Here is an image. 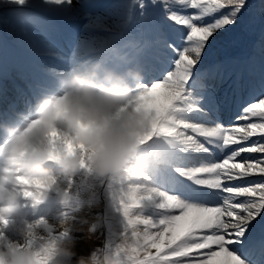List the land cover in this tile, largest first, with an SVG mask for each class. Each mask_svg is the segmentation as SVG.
Returning <instances> with one entry per match:
<instances>
[{
    "label": "snow or ice",
    "instance_id": "snow-or-ice-1",
    "mask_svg": "<svg viewBox=\"0 0 264 264\" xmlns=\"http://www.w3.org/2000/svg\"><path fill=\"white\" fill-rule=\"evenodd\" d=\"M13 2L25 5V0ZM77 3L88 35L71 51L66 69L96 55H107L120 66L138 62L143 83L152 93L149 103L154 127L137 156L146 176L101 184L108 189L117 212H128L133 203L128 198L129 184H147L157 190L150 198L161 205L156 212L161 218L132 221L144 230L134 264H264V158L241 156L264 154V142L252 141L251 146H241L220 162H213L217 153L230 145L264 138V60L258 83L242 86L237 75L231 96L225 92L219 100L215 85L209 81L223 83L232 76L227 59L201 67L211 48H227L235 42L234 29L250 31V21L242 19L249 9L248 0H151L159 9L152 13L144 0H134L141 19L150 15L157 18L152 51L145 56H141L138 44L118 45L120 36L114 31V27L126 28L131 22L133 5L117 13L114 26L92 14V0H30L29 7L71 20L78 11ZM255 12L264 17V0ZM29 24L48 31L40 17L23 16L22 27ZM260 40L264 53V29ZM125 49L137 51L133 55ZM47 54L56 55L51 50ZM66 69H48L50 79L39 87L52 85L50 72ZM222 109L230 111L236 121L249 122L225 127L220 118ZM253 118L259 122H252ZM173 210L179 214H172ZM152 212L145 217L154 216Z\"/></svg>",
    "mask_w": 264,
    "mask_h": 264
},
{
    "label": "clouds",
    "instance_id": "clouds-1",
    "mask_svg": "<svg viewBox=\"0 0 264 264\" xmlns=\"http://www.w3.org/2000/svg\"><path fill=\"white\" fill-rule=\"evenodd\" d=\"M49 74L52 85L25 110L0 117V264H134L144 230L132 221L151 219L145 217L148 210H161L150 198L157 190L129 184L133 203L128 212H118L122 219L111 229V240L88 256H77L69 234L85 229L74 222L88 225L89 239L99 223L72 214L80 205L73 209L70 188L80 173L100 184L146 176L137 156L154 117L142 66H120L107 55H96ZM50 194L67 209L55 225L43 217L28 222L20 216L24 207L35 209ZM11 224L20 225L19 239L7 236Z\"/></svg>",
    "mask_w": 264,
    "mask_h": 264
},
{
    "label": "bare ground",
    "instance_id": "bare-ground-1",
    "mask_svg": "<svg viewBox=\"0 0 264 264\" xmlns=\"http://www.w3.org/2000/svg\"><path fill=\"white\" fill-rule=\"evenodd\" d=\"M125 1L127 2L128 0H125ZM119 10H121V9L119 8ZM193 11H195V10H191V12H193ZM106 13H108V12H106ZM94 15H100V16H102L104 18L107 17L106 14H105V11L100 12V13H95ZM38 17H40L43 20V22H45L48 25V21H47L48 19H47V17L43 13H41L40 15H38ZM55 18H58V17H55ZM117 20L118 19L113 20V23L116 24ZM85 23H86V21H85ZM75 27L77 28L76 31H78V33H75L74 34L73 40L78 43V41L81 38L87 36L88 33L83 30V25L82 24H76ZM256 28H257V26H256ZM121 29L122 28H115L114 27V31L117 32L118 34H119V31ZM247 33H246V36H245V43H248V47H249L250 46L249 43L251 42V40H254L255 37L252 34V32L249 33V34H247ZM33 35L35 36V38H32V39H30V41L27 42L28 43L27 49L29 51V54L28 55H22V56H20L18 58V63H26L27 64L26 67L24 68V70L22 71L23 74H24L23 76H25V78L27 79L28 84L34 87V83H35V73H36L35 69H36V67H39V64L37 62V59H38L39 56L37 55V53L39 51L42 52L46 48L47 49L49 48L48 47L49 39L51 41L52 40H55V39L57 40L59 38V36H63V33L62 32H59V29H57V30H53V31L51 30L49 32H44V33H37V32H35ZM141 36L142 35L140 34L139 37H141ZM118 45H122L120 43V41L118 42ZM256 47L257 46L254 47L255 50L257 49ZM254 49L250 47L249 53L253 52ZM135 53H136V51H135ZM254 56H255V54L253 53L252 55H250V57L245 62H243V61L237 62L238 63V66L235 69H233L232 66H227L228 69L232 72V75L234 74V76L228 77V78H226L224 80L223 83H220V85H225V86H222V88H220V92L225 87L227 89H229L231 87L234 88L235 87V81H236L237 75H239V77H240V83H241L242 86L243 85H247L249 83H258L257 79H255V78H257V76L255 78L251 79L250 76L247 78V76H245V74H244V72L247 71L246 70V66H248V64H250L249 66H251V67H253V66L256 65L257 61L254 60ZM51 63H52V67L50 66V64L48 62L44 63L43 69L44 70H48L50 68H55L56 67V62L51 59ZM10 71H11L10 69H7L4 66H2L1 73H0V87L3 86L2 73L3 72L10 73ZM247 73H248V71H247ZM42 79H43V81H38L37 82V84H38L37 86H40L41 84H43L46 80H48L50 78L48 77V74L45 73ZM235 122L236 121H234L233 123L236 125ZM252 138H250V140ZM250 140L248 142H245V143H249ZM233 148L235 150H238L239 145H230V146H228V149L233 150ZM229 155H230V153H229ZM241 156H242V158H245L246 157V153H242ZM238 159H240V158H238ZM256 178L257 177H250V179H256ZM233 183H235V182H233ZM96 203L99 204L98 202H96ZM31 209L32 208H30V207H26V208L24 207L21 210L20 215L26 214L25 217L27 219H29V220L30 219H33V217H32L33 214H31ZM151 211L152 210L150 209L145 214H150ZM156 212L157 211H153L152 214L154 216H151V218L154 220V222L159 219V217L156 216ZM17 225L18 224H11L5 230L8 237H10L12 239L18 238L17 229L20 227V225H18V226ZM153 231H155V229H153Z\"/></svg>",
    "mask_w": 264,
    "mask_h": 264
},
{
    "label": "rangeland",
    "instance_id": "rangeland-1",
    "mask_svg": "<svg viewBox=\"0 0 264 264\" xmlns=\"http://www.w3.org/2000/svg\"><path fill=\"white\" fill-rule=\"evenodd\" d=\"M10 1L11 0H0V8H1L0 10L6 12L5 17L7 18V20L10 23L8 25V28H11V30L13 31L14 37L20 41V49L21 50L23 49V51L25 52V48L28 47V43L26 41H24V38H21V36H22L21 34H22V32H24V34L30 33L33 30V27H32L31 24H29L26 29L24 27H22V25H21V15L25 11L24 9L27 8L30 0H25V5H23V6L17 5L14 2H10ZM144 2L148 5L147 11L149 13H152L153 5L151 3V0H144ZM260 2H261V0H260ZM122 4L123 3H121L120 5H122ZM136 5L139 6L138 3H136ZM76 8H77L78 11L75 14V18L74 19L75 20H79V21L83 20V22H85L86 20L83 18V15H82L83 10L80 9V5L77 4ZM120 8H124V10H125L126 7H120ZM118 12H120V11L115 9L114 18H116ZM26 13H29V12H26ZM139 14H140V10H139V12H138V14L136 16L137 18L132 20V22H137L138 21V17L141 18V16H139ZM17 17H20L19 23L15 20ZM112 17H113V13H112ZM262 18L264 19V17H262ZM108 19H111V18L109 17ZM144 20H145V23H144L145 25H147V23L150 24L152 22V20H153L152 15H150L148 18H145ZM145 27L148 28L147 26H145ZM3 29L4 28H1V24H0V30H3ZM233 32H234L235 37H236V35L238 34V28L234 29ZM129 37H131V39H135V38H138V34L136 32L134 33V35H129L128 34L126 36V38L128 39ZM128 42L130 43L131 41H129V39H128V41L126 43L129 44ZM131 43H133V42H131ZM27 51H28V49H27ZM28 53H29V51H28ZM260 59L264 60V53H262V52L260 53ZM256 122H259V121L257 120ZM256 140H261L262 142H264V138L254 137V141H256ZM251 143L248 146H251ZM248 154H249V156L246 155L247 156L246 158H250V159H252V158H264V154H261V153H248ZM78 178L81 179L82 177L79 176ZM258 179H262V178L259 177ZM94 183H96V182L94 181ZM87 184L91 185L89 177H88V180H87ZM96 184H97V186H96L97 193L98 194H102L101 196L105 195L107 197V202H103L105 204V207L108 206L109 202H111L110 204H112V201L110 200V198L108 196V189L106 187L103 188V186H101L100 183H96ZM101 187L104 190H100ZM98 194H97V196H98ZM97 196L94 195V197H96L95 200H98ZM112 206L113 205H111V207ZM75 213H78V217L87 218L89 223H91L93 220H96L95 216L92 213H91V215L89 213L90 216H88L87 214L82 215V211H80V210L76 211ZM74 223L76 224L77 227H83L85 229L84 232L72 231L70 233L71 235H69V238L73 239L74 242H75L74 250L77 253V256H80L79 253H81V251H83V250L85 251V253H87V248L89 246H91L92 244H98L99 248L103 246L102 227L101 226H98V228L96 229V231L93 234L94 236L89 239V238H86V229H87L88 225H79L78 221H76ZM118 226H119V221L113 223V227H118ZM141 228H142V226H141ZM97 240H99V242L96 243L95 241H97ZM105 240H106L105 242H107V238ZM92 251L93 250H90V253ZM90 253H88V255ZM73 259H75V257Z\"/></svg>",
    "mask_w": 264,
    "mask_h": 264
}]
</instances>
